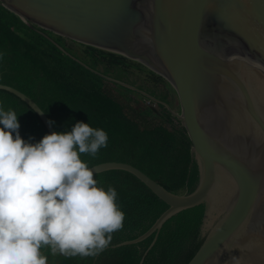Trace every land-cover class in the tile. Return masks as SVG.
I'll list each match as a JSON object with an SVG mask.
<instances>
[{
    "label": "water",
    "instance_id": "water-1",
    "mask_svg": "<svg viewBox=\"0 0 264 264\" xmlns=\"http://www.w3.org/2000/svg\"><path fill=\"white\" fill-rule=\"evenodd\" d=\"M0 5L65 38L132 63L139 84L180 100L181 113L139 87L91 69L110 82L166 106L192 142L199 182L192 193L169 191L130 163L91 167L131 173L169 208L143 235L105 249L138 244L178 213L204 205L199 247L187 264H264V0H0ZM142 66L143 71L138 67ZM151 70V71H150ZM161 76L165 86L153 80ZM160 83V84H158ZM48 133L45 111L19 89ZM143 264V260L141 262Z\"/></svg>",
    "mask_w": 264,
    "mask_h": 264
},
{
    "label": "trees",
    "instance_id": "trees-1",
    "mask_svg": "<svg viewBox=\"0 0 264 264\" xmlns=\"http://www.w3.org/2000/svg\"><path fill=\"white\" fill-rule=\"evenodd\" d=\"M91 69L154 95L138 85L132 63L94 47L86 46L83 55L70 48L64 38L24 22L0 5V84L9 85L31 97L55 123L56 131H68L78 120L108 133V145L96 156L81 154L89 167L116 161L134 165L166 189L192 193L199 182L198 165L186 129L165 105L161 111L148 105L136 91L110 82L64 53L57 44ZM138 67L139 70L143 71ZM155 75L154 81L165 86ZM169 103L168 94L155 95ZM146 99V98H145ZM155 103V102H154ZM170 104V103H169ZM0 105L18 115L20 134L36 142L48 133L38 115L15 95L0 91ZM100 185L117 190V204L124 211L123 227L112 233L108 246L133 240L146 233L169 208L143 182L129 172L111 170L94 175ZM205 206L184 210L156 233L133 245L104 249L96 256L52 254L41 251L47 264H187L199 247Z\"/></svg>",
    "mask_w": 264,
    "mask_h": 264
},
{
    "label": "clouds",
    "instance_id": "clouds-1",
    "mask_svg": "<svg viewBox=\"0 0 264 264\" xmlns=\"http://www.w3.org/2000/svg\"><path fill=\"white\" fill-rule=\"evenodd\" d=\"M18 115L0 105V264H47L44 246L96 256L125 219L116 188L101 186L81 157L107 147V131L78 120L31 142L20 134Z\"/></svg>",
    "mask_w": 264,
    "mask_h": 264
},
{
    "label": "rangeland",
    "instance_id": "rangeland-1",
    "mask_svg": "<svg viewBox=\"0 0 264 264\" xmlns=\"http://www.w3.org/2000/svg\"><path fill=\"white\" fill-rule=\"evenodd\" d=\"M64 41H65V38H64ZM65 43H66V41H65ZM80 55V54H79ZM142 85V84H141ZM142 86H144V85H142ZM144 87H146V88H149V87H147V86H144ZM151 89V91L154 93V95H163L164 93H162V92H159V91H157V90H154V89H152V88H150ZM145 97V96H144ZM137 98H139L140 100H142L143 102H145L146 104H148V105H153L154 106V108H156L157 110H159V111H161V107L160 106H158L157 104H156V102L154 103L153 101H151L150 99H148V98H143V97H141V96H137ZM167 100L169 101V103H170V105H171V107H172V110L175 112V113H181V105H180V100L179 99H177V98H174V97H172V96H169L168 95V97H167ZM177 121H179L178 119H177Z\"/></svg>",
    "mask_w": 264,
    "mask_h": 264
},
{
    "label": "flooded vegetation",
    "instance_id": "flooded-vegetation-1",
    "mask_svg": "<svg viewBox=\"0 0 264 264\" xmlns=\"http://www.w3.org/2000/svg\"><path fill=\"white\" fill-rule=\"evenodd\" d=\"M142 69H144L143 67H141ZM151 71V70H150ZM158 84H160V83H158ZM138 85H141V84H139L138 83ZM162 85H163V83H162ZM138 87V86H137ZM143 90V89H142ZM145 91V90H144ZM151 94V93H150ZM153 95V94H152ZM153 96H155V95H153Z\"/></svg>",
    "mask_w": 264,
    "mask_h": 264
}]
</instances>
